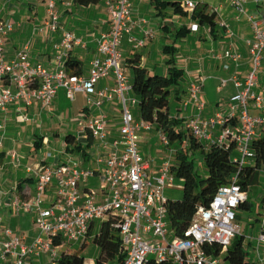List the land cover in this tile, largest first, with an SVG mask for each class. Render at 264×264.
Returning a JSON list of instances; mask_svg holds the SVG:
<instances>
[{"label":"built area","instance_id":"1","mask_svg":"<svg viewBox=\"0 0 264 264\" xmlns=\"http://www.w3.org/2000/svg\"><path fill=\"white\" fill-rule=\"evenodd\" d=\"M60 0H46L47 20L45 27L57 32L61 27L62 12ZM109 13V30L98 40V50L104 57L91 62L88 75L71 74L67 61L74 46L85 43L75 32L68 31L60 43L55 44L57 67L49 70L42 64L33 63L26 45L17 58L8 60L5 55L7 38L14 31V23L0 14V112H7L16 101L26 106L35 102L49 105L63 88L69 98L76 93L88 96L90 106H101L105 101L119 99L122 106V125L119 136L109 139V121L104 114L91 117L86 123L88 133L95 143L97 168H85L81 159L67 156L57 167L45 166L37 172L36 189L29 200H17L15 206L27 213L36 215V224L42 236L32 244H25L23 238L6 232L0 242V264L12 257L13 264H26L31 258L49 254L53 262L60 256L62 246L68 244L84 245L92 237L91 231L96 221L104 222L115 218V225L122 239L123 251L127 257L123 264H146L150 258L158 261H172L176 264H228L220 257L208 254L204 246L219 244L223 250L231 245L240 227L236 223V210L248 200V193L241 189L238 176L219 188L209 207H199L185 237L175 236L168 221L165 195L176 179L172 173V162L167 160L156 172L150 171L149 164L139 152L140 131H151L153 125L141 121L136 123L132 108L139 107V100L133 95L132 85L122 65V45L126 36L134 48L145 47L146 40L154 31H143V37L133 35V4L131 0H104ZM260 0H254L258 3ZM239 13L246 14L249 0H229ZM74 0H64V7L71 8ZM184 10L193 12L197 4L185 1ZM253 37L247 41L253 70L242 80L233 75L231 81L236 93L230 98L227 111L216 112L211 118H203L206 103L202 100V84H192L189 93L197 114L185 123L186 129L201 143L235 145L239 157L233 160L239 166L251 164L255 154L252 143L258 137V129L264 125V116H254L251 104L264 109V97L258 94V72L264 51V21L249 16ZM147 23L146 20L141 21ZM231 31L228 24H223ZM194 30L198 25L193 26ZM221 57L227 58L237 66L241 54L233 49L226 50ZM113 75L115 87L97 91V84ZM222 82V86L226 85ZM98 95L99 100L92 99ZM189 103V102H188ZM188 103H186L188 105ZM27 119V118H25ZM236 126H227L230 122ZM222 128L217 138L212 131ZM161 142L170 146L167 135L158 132ZM100 177V189L81 188L91 177ZM55 187L54 196L48 198L50 187ZM51 203L50 207L45 204ZM261 235L258 245L264 243V211L260 216ZM171 235V239H169ZM61 237L63 243L54 245L53 238ZM148 236V237H146Z\"/></svg>","mask_w":264,"mask_h":264},{"label":"crops","instance_id":"2","mask_svg":"<svg viewBox=\"0 0 264 264\" xmlns=\"http://www.w3.org/2000/svg\"><path fill=\"white\" fill-rule=\"evenodd\" d=\"M162 1L174 2L172 0ZM190 1L197 5L207 4L217 13L216 27L213 30L209 26H202L194 21L191 17L192 12L184 10L187 15L182 17L190 19L189 23H184L181 16L175 14L171 8L162 11L165 16L160 15L153 0H131L134 8L132 20L136 24L133 29L134 37L142 38L143 31L147 29L153 30L154 35L146 40V45L141 51L134 48L129 36L125 37L124 45H122V61L126 70L130 69L127 60L135 54L141 56L142 66L147 68L151 74L158 73L168 76L172 66L183 70L184 77L178 87L180 98L174 96L170 104L172 119L183 121V125L198 113L196 106L191 102L189 93L192 84L203 85L201 98L207 105L202 112L203 118H211L216 112L228 110L230 98L236 93V88L231 81L232 76L238 75L244 80L253 70L247 46V41L253 37V28L248 17L254 16L262 20L264 12V0H260L258 3L249 0L246 5V14L241 15L231 6L229 0H217L216 6H211L205 0ZM134 2L137 6L134 5ZM59 9L62 12L61 27L53 33L45 27L46 0H0L1 16L11 20L15 25L14 31L6 40V58L8 60L17 58L23 48L28 45L29 56L33 63H39L49 70H54L57 67L55 44L62 41L65 32L72 31L83 39L85 45L74 46L70 52V58L80 61L82 67L83 63H87L84 75H88L91 62L96 58L104 57L98 50V40L110 27L105 1L90 6L74 3L71 8L66 9L64 0H60ZM143 20H146L147 23L142 24ZM224 23L230 26L231 31L224 27ZM194 25H198L197 30L193 29ZM182 27H186L189 32L185 36H178ZM261 27L264 29V21ZM228 49H233L241 54L238 66L227 58L221 57ZM127 71L131 84V69ZM223 81L227 82L225 86H222ZM115 83V78L111 75L97 84V91L113 88ZM256 91L264 97V51L258 72ZM76 96L87 99L85 106L74 108ZM92 99L98 101L99 96L95 95ZM172 108H175V113L172 112ZM250 112L254 116H264V109L258 110L253 104H251ZM53 114L58 115L54 117ZM101 114L108 117L109 139L112 141L119 136L122 125V106L116 97L113 101H105L98 107L90 106L88 96L84 93H76L71 99L65 91L59 90L56 98L49 105L35 102L31 106H26L22 102L16 101L7 112H0V242L6 237L7 231L13 235L21 236L25 244H32L42 236L41 230L36 224V216L15 206L17 200H29L33 197L39 170L45 166L57 167L66 161L67 156L80 158L85 168L96 169L98 167L95 143L87 149L88 157L85 158L81 153L73 154L68 151L67 149L71 146L67 144L65 138L68 134H73L76 137V142L86 147L89 142L86 123L91 117ZM55 118L66 123H62L58 127L55 125V128H51L52 125H50V134H46L44 132V129L47 128L46 122L51 120L53 123ZM74 123L76 128L73 130ZM227 126L236 125L232 121ZM222 128L216 127L212 131L214 138L218 137ZM258 134H261V128L258 129ZM41 142L42 145L57 147L60 156L48 153L46 157H41L35 147L36 143ZM91 152L94 154L93 156L90 154ZM83 157L86 159L85 161ZM233 157L236 156L233 155ZM50 158L54 159L53 163L49 161ZM90 158L94 162L91 167ZM51 189L52 187H50ZM263 211L264 206L258 214L259 217ZM259 220L257 217L256 221L260 222ZM260 235L261 227L258 237ZM252 238L256 237H249V248L252 247L254 240ZM247 240L245 235L244 246ZM87 244L88 242L85 247L78 245L77 252L84 257V264H96L100 250L98 254H95L94 251L87 249ZM251 252L252 254L249 253L254 258L253 260L260 262L258 264H264V243L261 246L257 245V248ZM255 252L256 254H254ZM13 262L14 259L11 257L5 264H13ZM252 262L249 261V264ZM48 263V260L43 259L42 256L31 258L26 262V264ZM253 263L255 264V262ZM51 264L57 263L52 262Z\"/></svg>","mask_w":264,"mask_h":264},{"label":"trees","instance_id":"3","mask_svg":"<svg viewBox=\"0 0 264 264\" xmlns=\"http://www.w3.org/2000/svg\"><path fill=\"white\" fill-rule=\"evenodd\" d=\"M103 0H74L81 6L98 4ZM159 14L167 8H171L177 15L186 16L182 2H164L153 0ZM165 16V13L163 14ZM191 17L200 25L209 26L212 30L216 27L217 13L209 8L207 4H199L192 12ZM189 30L182 27L178 36H185ZM132 73V93L139 100V111L141 120L153 125L157 132L167 135L170 145L177 147L172 163V173L176 181L182 183V198L178 200L169 199L168 221L175 236L184 238L190 227L193 217L199 207H209L220 187L229 184L234 176H238V183L244 192H249L256 185L264 172V125L261 134L253 141L252 150L255 158L253 163L239 166L233 160L235 151L234 143L229 146L225 144L211 143L209 146L199 142L183 125V121L173 120L171 116V99L175 96L180 98L178 87L184 77V72L176 66L170 68L168 76L158 73L151 74L147 68L142 66L141 56L135 54L127 60ZM67 70L71 74L84 75L85 70L80 61L69 58L66 63ZM181 127V128H179ZM88 144L83 146L76 142L73 134L65 138L71 147L67 150L73 154L81 153L88 157L87 149L93 146V137L88 133ZM41 143H36L39 148ZM199 152L205 171L200 173L197 169L193 155ZM264 206V198L262 199ZM239 208L251 210L252 206L247 200ZM115 218L102 222L99 232L93 236V243L99 247L100 253L96 264H123L126 253L123 251L122 239L119 231L114 228ZM92 236V231H91ZM245 235L239 233L233 239L227 250L219 244L204 246L208 254L222 258L228 264H249L248 252L244 246ZM53 243L59 246L63 243L62 238H53ZM86 246V243L83 245ZM81 253L62 246L57 264H84ZM146 264H176L172 261H158L155 258L147 260Z\"/></svg>","mask_w":264,"mask_h":264},{"label":"rangeland","instance_id":"4","mask_svg":"<svg viewBox=\"0 0 264 264\" xmlns=\"http://www.w3.org/2000/svg\"><path fill=\"white\" fill-rule=\"evenodd\" d=\"M136 1V0H135ZM174 2H183V5H185V1L186 0H172ZM196 2H200L202 0H195ZM206 2H208L211 6H216L218 4L217 0H205ZM134 5H136V2H134ZM181 16V15H180ZM181 19L183 20L184 23H189L190 19L189 18H184L181 16ZM124 45V42H123ZM123 47V46H122ZM143 48L139 49L140 51ZM122 65L123 68L125 69V74L128 77V71H130V69L126 70L125 64L122 61ZM88 64L87 63H83V68L87 69ZM61 91H65V89L61 88ZM87 102V99L85 97L79 98V96H76V101L74 104V108L76 109L77 107H83L85 106ZM174 105V104H173ZM175 108H172V112L175 113ZM132 113L134 116V120L136 123H140L141 120V116H140V111H139V107H135L132 108ZM49 115V114H47ZM52 115V114H51ZM58 114H53V116H57ZM54 121H52L53 123H51V120H49L48 122H46V127L44 129V132L46 134H50L49 130V126L52 125L51 128H55V125L58 127L60 125H62V123H66V122H62L60 119H53ZM50 123V124H49ZM75 125V123H74ZM72 126L73 130L76 128L75 126ZM181 128V127H179ZM140 138L138 141V145H139V152L141 153V155L144 157L145 161L149 164L150 166V171L151 172H155L157 171L167 160H170L172 163L174 161V155L173 153L176 151L177 147L175 145H170V146H166L164 145L161 140H160V136L159 133L157 131H155L154 129L151 131H145L142 130L139 133ZM85 143H87V141H84ZM39 151V155L42 157H46L48 153H52L53 155H59L57 150V147H54L53 145H42L39 148H37ZM92 150V149H90ZM92 156L94 155L92 152L90 153ZM83 155V154H82ZM233 155L236 157H239V153L237 151L233 152ZM83 160L85 161L86 159L83 157ZM193 160L196 162V166L197 169L199 170L200 173H203L205 171V166L204 163L201 159V157H199V152L195 153V155H193ZM49 161L51 163H53L54 159L50 158ZM89 163H90V167L94 165L93 159L90 158L89 159ZM52 189L50 191L47 192V196L51 199L52 196H54V192H55V187L51 186ZM81 188H88V189H93L95 191H99L100 189V177L98 176H94L91 177L88 181L87 184H82ZM165 195L167 196L168 199H172V200H178L182 198V183L181 181L177 180L175 181V183H173L172 188H167V190L165 191ZM264 198V172H262V176L259 180V182L252 186L251 189L248 192V201L252 206L251 210H245L242 208H238L236 210V223L237 225L240 227V233L242 235H246V237L248 238L245 246H246V250L247 252L251 253V251H254L257 248L258 245V241H257V237L258 234L260 232V222L256 221V218L259 217L258 214H260L261 210H262V199ZM46 207H50L51 203L48 201V203L45 204ZM33 215H35L34 213H31ZM36 216V215H35ZM260 221V220H259ZM102 222L100 221H96L94 228L92 230V237L88 240V244H87V249L90 251H94L95 254L99 253V248L97 245H95L93 243V236L96 235L101 227ZM148 237V236H146ZM249 237H256V238H252L254 239L252 242V247L249 248L248 242H249ZM169 239H171V235H169ZM262 244V243H261ZM261 244H259V246H261ZM66 248H69L71 250L74 251H78V245H73V244H68L66 245ZM258 250H260V248H258ZM249 253L248 256V261H253L255 262V264H258L260 262H258L257 260H253L254 258L251 257V254ZM256 254V252L254 253ZM11 257H9L10 259ZM42 258L45 260H48V264H51L53 261L50 258L49 254H45L42 255ZM257 261V262H256ZM252 262V264H254Z\"/></svg>","mask_w":264,"mask_h":264}]
</instances>
